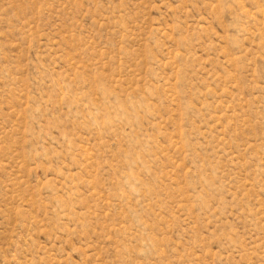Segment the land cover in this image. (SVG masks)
I'll return each mask as SVG.
<instances>
[{"label":"rangeland","instance_id":"1","mask_svg":"<svg viewBox=\"0 0 264 264\" xmlns=\"http://www.w3.org/2000/svg\"><path fill=\"white\" fill-rule=\"evenodd\" d=\"M0 264H264V0H0Z\"/></svg>","mask_w":264,"mask_h":264}]
</instances>
